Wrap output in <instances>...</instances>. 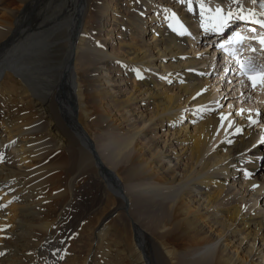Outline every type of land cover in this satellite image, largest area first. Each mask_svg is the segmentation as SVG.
I'll use <instances>...</instances> for the list:
<instances>
[{"label": "bare ground", "instance_id": "1", "mask_svg": "<svg viewBox=\"0 0 264 264\" xmlns=\"http://www.w3.org/2000/svg\"><path fill=\"white\" fill-rule=\"evenodd\" d=\"M243 1L204 0L201 27L198 0H0V264H264L258 114L216 135L229 113L209 87L214 51L194 55L216 8L257 12ZM222 81L239 105L259 100ZM106 130L108 158L92 136ZM83 185L98 216L73 213Z\"/></svg>", "mask_w": 264, "mask_h": 264}, {"label": "rangeland", "instance_id": "2", "mask_svg": "<svg viewBox=\"0 0 264 264\" xmlns=\"http://www.w3.org/2000/svg\"><path fill=\"white\" fill-rule=\"evenodd\" d=\"M244 1L245 2H248L247 0H244ZM223 4H226V3H223L222 2L221 5H223ZM245 4L247 6H250L249 3H245ZM239 8H240L239 11L242 12V10H241L242 8L241 7H239ZM211 10H213V9H211ZM226 11H231V10H226ZM111 35H112V31H111V33H109L108 37L111 38ZM210 42H211V40H210ZM199 45H205V47L204 48L200 47L199 51L196 52V53H194V55L195 54H200L199 56H202L203 57L204 55L206 56L208 54L209 58H212L210 56L212 54L211 51H212V48L213 47L210 48V49H208L209 46H210L208 39H204V41L197 42V47ZM89 49H90V51H92V48H89ZM189 50L190 51H193L194 49H191L190 46H189ZM203 50H205V51L203 53H201V51H203ZM192 55H193V52H192ZM216 60L219 61L220 60L219 57L216 58ZM218 77H220L218 71H215V73H211L210 74L209 79H211V80L209 82H211V85L209 87L212 88V91H214L215 95H216L217 92H220L219 94H221V95L224 96V97L221 96V98H222V100L225 98V101H223V103H220V105H219L220 107L218 109H219V112L224 111L226 113H229V115H228V118H227V122L226 123H221L219 125L218 131H217L216 135L218 133H222L224 131L222 133L223 134L222 137L224 138L225 137L224 134L226 133V128H228V126L231 128L235 124V122H236L237 119L238 120L241 119V117H239L240 114L243 113V112H246V111L247 112H250V114L251 113H255V112L258 114V119L255 120L256 121L255 123H253V121H254L253 119L251 120V128L253 130H255L256 132H258V129H259V126H260V124H259L260 117H259L258 108H257L258 107V104L256 103V104H252V105H249V104L239 105L238 99H241L242 102H246L245 99L242 96H240V95H236L235 94V96H234V90H231V89L229 90L225 86H223L225 88V90L223 91L222 85L220 84V83H223V81H220L219 80V82H217L218 79H215V78H218ZM215 82H217V83H215ZM219 87L221 89H218ZM246 103H248V102H246ZM248 106L251 107V108H248ZM106 131H101V134H100L101 138H100V136L98 137L95 134H93L92 136H93V141H95L94 144H96L97 147L102 150L101 151L102 154L106 158H108L109 155H110V153L112 152V149L113 150L115 149V147L119 144V141L120 140H118L119 139L118 138L116 141H113L114 139H116V134L113 135V133H112L113 131H110V130H108L107 132ZM260 134L258 133V135H260ZM222 137L218 140V142H220L221 140H223ZM100 141H102V142L100 143ZM96 145H95V147H96ZM213 146H214V144H211L210 147H213ZM259 153L261 155H264V148H261L260 147V152ZM64 157H65V154L61 150H58L56 152V154L54 155V159L58 161V164H57V167L54 168L53 171L50 174V179H51V182H52V185L50 186V192H52V193H57L58 192V188L61 187L60 185H57L55 183L61 179V175H62V169H61L62 162L61 161L63 160ZM263 159H264V156H263ZM262 163H263V161H262ZM256 175H257V181L260 182V186H263V181H264V167H263V170H261V172L259 171V173H257ZM126 187L127 188H131V189H135V188L137 189L138 188L137 186H130V185H126ZM167 195L168 196H171L170 194H167ZM102 207H103L102 202L100 200H97L93 196V194L91 192H87L86 189H85V186L83 185V187L81 189V192H80V195L76 199V204H75V208H74L73 213L76 214V215H78V216H85V217H87L88 216V213L91 212V215L92 216H98V211ZM140 216L141 217H144L145 214L144 213H141ZM112 220H113V217L111 216V218L106 221L108 224H110V225H108L109 226V231L107 233H105L104 237L102 238L103 240H101L100 238L97 240V243H96L97 244L96 245L97 248L99 247V248H108L109 249V246L111 247V245H112V231L110 230V226L112 225ZM85 223H86V220H82L79 223V225H77L72 232H71L72 229L69 230V232H71V233H69V234H67L68 232L67 233H63L62 236H61V240H60L61 243H63V245L66 246V247H68V248H72V247L77 246L79 244L77 242V238L79 237V234L82 231V229L85 227ZM111 229H112V227H111ZM53 242H54V238H53ZM51 243H52V241H51ZM100 259L101 258H98V260H100Z\"/></svg>", "mask_w": 264, "mask_h": 264}, {"label": "snow or ice", "instance_id": "3", "mask_svg": "<svg viewBox=\"0 0 264 264\" xmlns=\"http://www.w3.org/2000/svg\"><path fill=\"white\" fill-rule=\"evenodd\" d=\"M182 2H188L190 3V0H182ZM200 3L201 7V27H204L203 23V18H204V12L206 11L205 5H204V0H198ZM233 2H237V0H233ZM253 4L259 3L260 8L264 9V0H252ZM191 10V8L189 9ZM261 15H264V13H261ZM235 16V13L233 12H227L226 14L224 13L223 9L221 8H216L215 9V14L211 17V20L214 21L213 29L214 31H219L222 29L231 19H233ZM239 19L242 20H250V22L255 23L259 25L261 28H264V20L257 19L256 18V13L255 12H249L247 16H239ZM183 27V25H181ZM253 32L256 31L255 28L251 29ZM246 37H243L240 33H236L234 37V42L238 44H243L244 40ZM255 39V37H254ZM258 42L264 47V36H261L258 39ZM255 51V49H253ZM241 72L243 75L247 76L248 79L252 82V87L255 88L257 83H264V65H257L252 63L251 61L249 62H244L241 63ZM256 121H253L255 123ZM2 254V253H0Z\"/></svg>", "mask_w": 264, "mask_h": 264}]
</instances>
